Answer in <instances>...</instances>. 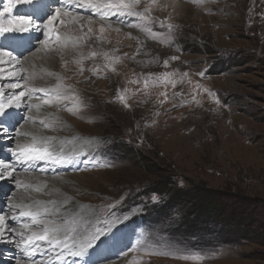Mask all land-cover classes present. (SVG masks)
Listing matches in <instances>:
<instances>
[{
	"label": "rangeland",
	"instance_id": "1",
	"mask_svg": "<svg viewBox=\"0 0 264 264\" xmlns=\"http://www.w3.org/2000/svg\"><path fill=\"white\" fill-rule=\"evenodd\" d=\"M53 7L59 5L53 2ZM145 8L149 9L145 16L150 19L127 16L134 20L131 27L105 21L101 33L98 17L88 24L90 12L71 5L72 14L85 18L84 32L88 27L93 29L90 45L59 47L63 38L81 35L79 23L68 21V15L62 16L64 23L55 29L48 26L53 36L62 37L56 51H51L52 44H38L37 38L45 39L39 29L32 51L13 52L21 66L34 67L32 74L47 73L40 79L44 81L41 86H70L67 98L64 91L60 93L58 111L77 135L76 142L87 143L80 151L91 154L81 152L84 172L59 173L47 184L59 188L79 208L89 209L95 230L98 224L109 228L113 223L119 226L144 217L145 226L137 230L136 247L121 259L119 253H113L112 258L118 259L106 264H264V0H205L199 6L193 0H141L136 11ZM27 9L31 10V5L24 0H0V27L15 16L25 15ZM34 23L43 27L39 19ZM97 35L103 44L96 42ZM93 51L98 53L96 57H91ZM104 52L120 57L118 62H110L115 71L105 70L109 61H105ZM49 72L54 75L49 76ZM24 73L34 84L40 82L31 72ZM165 73L167 84L158 83ZM117 90L127 100V107L119 100ZM2 102H6L4 96H0ZM49 109L42 106L26 114L39 116ZM24 117L17 112L10 130L17 131ZM47 132L56 138L57 147H63V155H68L67 146L73 142L68 133L59 126ZM19 137L21 141H14L12 146L26 141ZM0 145L1 159L6 144ZM118 148L143 152L147 164L139 168V163L130 161V154L120 153ZM144 170L162 174L150 177ZM19 173L16 177L30 186L38 184L29 173ZM166 175L178 189L197 187L238 197L242 204L235 208L232 198H224V215L233 208L239 212L243 202L254 203L253 209L251 205L247 210L258 213L256 224L236 230L239 235L235 233L228 240L224 226L211 233L202 230L193 238L178 227L177 221L187 215L185 208L167 217L148 216L161 199L146 200L140 195L148 192V184ZM27 195V190H17L13 180L3 181L0 212L11 198V203L18 205ZM32 195L48 197L35 192ZM147 249L172 254L149 255ZM8 250L0 245V264L14 263Z\"/></svg>",
	"mask_w": 264,
	"mask_h": 264
},
{
	"label": "snow or ice",
	"instance_id": "2",
	"mask_svg": "<svg viewBox=\"0 0 264 264\" xmlns=\"http://www.w3.org/2000/svg\"><path fill=\"white\" fill-rule=\"evenodd\" d=\"M24 2L31 5V11L25 15L15 16L13 19L8 20L6 26L0 27V81H5L0 86L12 90L10 95L0 92V96H6V102L0 103V125H4L6 121L10 125L14 124L16 113L12 110L13 106L18 107L25 98L40 101V103L29 105L30 109L34 108L39 111L42 106H46L47 108L56 107L59 110L57 101L60 99L61 91H64L65 98H67V92L70 91V86L65 85H57L55 89L38 86L30 81L29 76L25 75L24 71L20 70L23 66H18L17 57L13 55V52L19 49L27 52L33 50L29 29L33 27L34 21L36 19L41 21L43 27L40 25H35V27L40 28L41 36L45 38L44 40L37 38V42L45 45L52 44L53 48L51 51H56L57 42H60L62 37L59 34L53 36L52 30L48 26L51 25L52 29H55L57 24L64 23L62 16L70 14L74 21L85 19L79 13L72 14L70 8L62 12L65 0H52V2L50 0H24ZM53 2L59 5L55 10H53ZM71 2L75 7L84 8L90 12V15L86 18L88 24L97 17L101 20V33L105 31L103 22L107 21L110 23L114 16H132L145 20L151 18L150 16H145V13L149 12L148 8H145L143 12L136 11L141 0H99L98 3L93 2V0H71ZM151 2L155 3L156 0H151ZM204 2L205 0H193V3L197 6ZM8 11V9H4V12ZM212 11L220 10H209V12ZM44 21H47V23L44 24ZM84 27V24H78L81 35H69L63 38V43L59 47L66 48L71 46L77 49L81 47V44L90 45L92 37L89 34L92 33L93 29L88 27L87 32H84ZM168 28L171 30L173 26L169 24ZM22 33H29V35H23ZM95 40L100 44L104 42L101 36H97ZM90 55L91 57H96L98 53L93 51ZM3 57H8L9 59L4 60ZM103 57L105 61H109V63L104 65L105 70L115 71L110 62H118L120 57H110L108 52H104ZM172 59L176 58L173 57ZM167 64L168 62L165 61L164 66L167 67ZM4 65H9L10 70L4 67ZM93 71H99V69H93ZM80 72L83 74V67H81ZM48 75L52 76L54 74L49 72ZM200 75L203 76L204 73H200ZM167 76L168 74L165 73L162 81L158 78V83L162 82L166 85L168 82ZM145 84L147 85V81H145ZM172 86L175 87V82H173ZM16 89H20V91L16 92ZM54 92L55 95H53ZM117 95L119 100L127 107V100L119 93V90H117ZM161 95L165 94L161 93ZM176 95H179V93H176ZM73 98L77 101L79 100V97L74 96ZM67 110L72 111V109ZM76 111H79V107L76 108ZM28 119L32 120L33 118L28 117ZM53 119L59 122L58 118L54 117ZM40 124L44 129L50 128V125L45 120H40ZM17 135L24 137L27 141L19 143L17 149L11 153L12 156L16 157L18 163L43 162L57 166H63L64 164L71 165L73 163L71 158H66L63 155V147H57L53 142V138L44 136L42 132L20 131ZM15 171L11 165H0V180L10 178L14 181L17 190L28 191L25 201L18 205H10V208L18 209V216L10 217V219L13 221L17 219L21 220L22 230L17 232L8 224V218L0 216V237H3L5 232L20 236L23 250L25 252L30 251L31 255L36 254L38 245L41 247L47 245V249L53 251L57 258L61 257L65 251L74 258L84 257L90 254L89 250L95 251L99 247V244L105 243L101 239V235L103 234L101 229L97 228L94 232L91 231L94 225L90 220L79 229L71 226L69 219L63 213L67 212L69 205H71V214L79 215V206L74 204L70 198L65 197L59 188L54 186L49 188L46 182L42 186L40 184L30 186L16 177ZM40 171H47V169H40ZM32 192L41 196H55L56 198L45 202L38 199L37 196H33ZM27 201H31V203ZM146 251L149 255L168 256L172 254L170 251L164 250L153 251L147 249ZM182 258L189 259L190 257Z\"/></svg>",
	"mask_w": 264,
	"mask_h": 264
},
{
	"label": "trees",
	"instance_id": "3",
	"mask_svg": "<svg viewBox=\"0 0 264 264\" xmlns=\"http://www.w3.org/2000/svg\"><path fill=\"white\" fill-rule=\"evenodd\" d=\"M117 151L120 153L127 152L130 154L132 157L130 161H133L135 164L139 163V168L140 164H147V156H145V154L141 151L135 150L132 153L124 148H118ZM131 167L134 169L137 166ZM142 168L144 169V166H142ZM144 172L150 177L158 176V178V174H162L161 171L146 172L144 170ZM147 191V193L140 196L146 200H149L150 197H158L161 199V203L159 202L158 207L150 209L152 211L148 213V216L151 214L152 217H157V215L159 217H167L168 214L171 215L172 212H177L180 211V209L182 210L185 208V213H187V215H183L182 221H177L179 223L178 227L182 230V234H186V236H191L193 238L199 237L202 230H205V232L210 231L211 233V231L216 230V228L224 226V233L227 237L226 240H228L233 237V234L235 233L239 235V232L236 230L247 229L250 226H254L256 224V220L259 218L257 215L258 213H253L252 211L247 210L251 205V209H253L255 204L252 202H250V204L243 202L244 206L241 207L239 212H236L237 210L234 208L237 204H242L241 201H237L238 197H234L232 195L225 196L220 192L197 187H194L192 190L178 189L176 188L170 175H166L163 180L156 182L155 180L152 181L148 184ZM229 197L232 198V201H234L232 204L234 208L229 210L228 213L226 212L224 215V198L226 199ZM202 220L205 221L203 224H200ZM195 241L197 242L198 240Z\"/></svg>",
	"mask_w": 264,
	"mask_h": 264
},
{
	"label": "bare ground",
	"instance_id": "4",
	"mask_svg": "<svg viewBox=\"0 0 264 264\" xmlns=\"http://www.w3.org/2000/svg\"><path fill=\"white\" fill-rule=\"evenodd\" d=\"M53 10H55V7H53ZM68 17H69L68 21H71V23L85 24V21H83L82 19H79V20L74 21L71 14ZM35 25H38V24L34 23L33 24V27L29 29L30 38H31L32 44L34 43L33 42L34 37L39 35L38 30L40 29V28L35 27ZM85 25H87V24H85ZM25 35H29V33H25ZM3 59L4 60H8L9 58L8 57H3ZM31 59H32V61H35V58L34 57H32ZM83 59H84V57H83ZM21 63L22 62H20L18 60V66H21ZM30 64L32 65V63H30ZM4 67L9 68V70H10V66L9 65H4ZM33 69H34V67L31 66L30 68L22 67L20 70L21 71H29L32 74V70ZM38 74L35 73V74H32V75L36 76L37 77V80H40L42 78L45 79L46 76H47V73L44 72V71L41 72V76L38 75ZM43 82H44L43 80H40V82H35V83L38 84V85H40V83H43ZM4 83H5V81H0V85H3ZM32 83H34V82L32 81ZM44 86L47 87V88H50L47 85H44ZM15 91L16 92H19L20 89H16ZM0 92H3V93H6L7 95H10L11 92H12V90L11 89H8L6 87L0 86ZM4 97L6 99V96H4ZM34 103H40V101L25 98L19 104L18 107L13 106V109L12 110L15 113L19 112L20 115L25 116L24 119H23V121H22V124H20L18 126L19 128H18L17 131L16 130L15 131L10 130V128H4V127H2V125H0V143L5 142V144H6V145L3 146L4 155L0 159V165H11L9 163V161H8V151L10 149H13V150L17 149V146H12V144H13L14 141H16V142L17 141H21V138L17 135V133L20 132V131L42 132V134L44 136L53 138V142H54V140L56 138L54 136L50 135L47 131L50 130V129H52L55 126H59L61 129H64L68 133L69 139L71 141H73L71 144H69L67 146V150L69 151V154L67 156H70L72 154V152L73 153H77V152L80 151L81 148H84V147L87 146V143H85V142H76V141H79V139L77 138V135L73 132V130L70 127V125H68L67 122H64V120L62 119V113L60 111H58L56 107L50 108L49 111H47V112H39V116L34 115V114H26L27 111H30V108L28 106L31 105V104H34ZM57 104H58V102H57ZM28 117H32L33 119L32 120H29ZM54 117L55 118H58L59 122L55 121L53 119ZM40 120H45V122L50 125V128L49 129H44L43 126L40 124ZM60 122H62V123H60ZM25 142H27V141H22V143H25ZM6 146H7L8 149H6ZM5 154H7L6 157H5ZM14 174H15V176H19L20 173L17 172V171H15ZM29 174L33 177V181H36L38 184L42 185L44 183V180L45 179L47 180L45 182L48 183V182H50L52 180V179H49V178L51 176H58L59 172H55V173L29 172ZM8 180H11V179L10 178H6L5 180H0V184L3 181H8ZM51 186H53V185H50L49 187H51ZM65 197H67V196H65ZM37 198L38 199H41V200H43V201L46 202L47 200H49V199H55L56 197L55 196H53V197H49L48 196V197H43V198H39V197H37ZM67 198H69V197H67ZM11 199H10V201L12 202ZM11 202L8 204V206L6 208H4L0 212V216H4V217L8 218V217H10L12 215L11 213L13 211H15V210L18 213V209H16V208H10L9 205L12 204ZM27 202L28 203H31V201H27ZM72 202L75 204L74 201H72ZM49 207H51V206H49ZM78 211H79V215H72L71 214L72 208H71V205H69V210L67 212H64L63 215L66 218L69 219L71 226L72 227H75L77 229L81 228L87 221L90 220L91 223L94 225V227L91 229V231L94 232L95 231V224H94L95 221L92 218L91 211L89 209H87V208H79ZM96 223H97V221H96ZM116 227H118V225H115L114 223L113 224H110L109 225V228H108L109 229L108 232L114 230V228H116ZM15 230L17 232L21 231L22 230L21 225H19L17 227V229H15ZM17 238H18V235H13V234H10L8 232H5L4 235H3V237H0V245H4V246H6L9 249L7 251V254L13 260V262H14L13 264H86V263H66L67 260L69 259V253L67 251H65L64 254L61 257H59V258H57L56 255H54L49 261L36 262V263H28V262H25V261H21L19 259L20 257H18V255L14 252V247H16V245L20 243L17 240ZM87 264H91V263H87Z\"/></svg>",
	"mask_w": 264,
	"mask_h": 264
}]
</instances>
